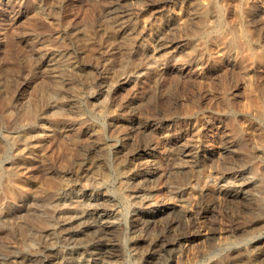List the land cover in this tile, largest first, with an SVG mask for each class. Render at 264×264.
<instances>
[{
	"label": "rangeland",
	"instance_id": "1",
	"mask_svg": "<svg viewBox=\"0 0 264 264\" xmlns=\"http://www.w3.org/2000/svg\"><path fill=\"white\" fill-rule=\"evenodd\" d=\"M138 134L150 148L121 157ZM82 144L104 157L81 163ZM0 147V168L19 152L23 175L66 181L11 196L0 179V264H97L70 251L108 241L85 234L98 216L118 229L110 264H152L141 253L161 244L158 264H264V0H0ZM179 168L192 175L177 186L165 172Z\"/></svg>",
	"mask_w": 264,
	"mask_h": 264
},
{
	"label": "bare ground",
	"instance_id": "2",
	"mask_svg": "<svg viewBox=\"0 0 264 264\" xmlns=\"http://www.w3.org/2000/svg\"><path fill=\"white\" fill-rule=\"evenodd\" d=\"M163 2V1H162ZM114 8V7H112ZM118 8V7H117ZM116 9V8H115ZM119 9V8H118ZM113 12V11H112ZM115 19V18H114ZM41 88V87H40ZM48 93V92H46ZM47 95V94H46ZM219 104V103H218ZM259 113V112H258ZM28 115V114H27ZM131 115V114H130ZM137 115V114H136ZM258 115V114H257ZM34 116V115H33ZM129 118V117H128ZM127 118V119H128ZM31 119V118H30ZM134 122V121H132ZM141 123V122H140ZM146 123V122H144ZM143 125V124H142ZM140 126V125H139ZM153 126V125H152ZM145 127V126H144ZM31 128V127H30ZM152 128V127H151ZM142 132V131H141ZM33 134V133H32ZM31 134V136H32ZM133 135V134H132ZM234 135V134H233ZM232 135V142L234 146H236L235 149V152H237V157H241L242 159H244V162L245 161H248L249 160V155H248V149H247V145L246 144V141L241 137V136H238L236 133L235 135L233 136ZM30 136V137H31ZM125 136L126 133H125ZM138 138L135 140V143H131V144H126L128 146H126L124 149H122L120 152H121V157H122V154H132V153H136L138 154L139 152H146L151 146L149 144V142L145 139V137L143 136V134H138L137 135ZM13 141H15L16 144H18V146H20L19 148V151L20 150H23L24 149V146L25 144L27 143L28 139L30 140L31 138H28V131H26L24 134H19V135H14V136H11ZM130 138V137H129ZM128 139V138H127ZM129 141V140H128ZM127 142V141H126ZM88 143V142H87ZM90 143V142H89ZM92 143V142H91ZM95 143V142H94ZM189 143V142H188ZM80 144V143H79ZM96 144V143H95ZM125 144V143H124ZM100 145V144H99ZM29 146V145H28ZM188 147L189 145L187 144V146L181 148L180 150H177L178 152V155H180V157H188L189 156V152L187 151L188 150ZM1 148V147H0ZM78 148V153H80L81 155V159L78 160L80 161L81 163H84L87 159H88V156H90L91 158H97V159H102V157H104V151L99 148L98 146L96 145H92V144H82V145H79ZM191 148V147H189ZM232 148V147H231ZM234 149L232 151H234ZM190 150V149H189ZM225 150V149H224ZM230 150V149H229ZM221 152V151H220ZM227 152V151H226ZM229 152V151H228ZM117 154V153H115ZM148 155V154H147ZM231 155V154H230ZM21 154H19V152H15V158L14 160H11V161H7L6 162V165L2 166L0 168V179L3 178V180H5V184L9 190V195H13L14 194V189L15 188H22L21 190L23 191H29V190H32L33 192H36V193H43V194H49L51 192L54 191V189L56 190V186L59 184H64L66 183L65 181V178L64 179H60V178H50L46 181H44L42 184L41 183H36V181H34L33 179H30L28 178V176H25L23 175V173H21L20 171V163L22 162L21 161ZM145 156V155H144ZM150 156V155H149ZM29 157V156H28ZM27 157V158H28ZM116 157V155H115ZM126 157V156H125ZM25 158V157H24ZM80 158V157H79ZM119 158V157H118ZM129 158V157H128ZM192 158V157H191ZM186 159V158H185ZM190 159V158H189ZM193 159H194V156H193ZM24 160V159H23ZM89 160V159H88ZM154 160V159H153ZM241 160V159H240ZM91 161V160H90ZM96 163L98 160H95ZM102 160H100L101 162ZM133 161V160H132ZM185 161V160H184ZM193 161V160H192ZM190 161V162H192ZM239 161V160H237ZM124 162V161H123ZM152 162V160L150 161L148 159V161L146 160V162H138L137 163V166H136V169L133 170L134 166L131 167V169L133 170V175L135 174L136 171L140 170L144 167V166H147L148 164ZM243 162V163H244ZM76 163V162H75ZM131 163V162H130ZM136 163V162H135ZM80 164V163H79ZM89 164V163H88ZM88 164L85 166L87 167ZM91 164V163H90ZM100 163L98 162V165ZM132 164V163H131ZM82 165V164H81ZM193 165V164H192ZM195 165V164H194ZM23 166V165H22ZM80 166V165H79ZM78 166V169H80ZM176 166V165H175ZM27 167V166H25ZM75 167V166H74ZM73 167V168H74ZM81 167V166H80ZM95 167H98V166H95ZM130 167V166H129ZM148 167V166H147ZM89 168V167H88ZM93 168V167H92ZM128 168V167H127ZM127 168H124L125 170ZM150 168V167H149ZM25 169V168H24ZM77 169V170H78ZM130 169V168H129ZM65 170V169H64ZM89 170H91L89 168ZM93 170V169H92ZM123 170V169H122ZM145 170V169H144ZM41 171V170H40ZM73 171V170H72ZM79 171V170H78ZM95 171V170H94ZM169 171V170H167ZM165 172V175L166 177L175 185H180V184H183L184 182L186 183L187 180L190 179L191 177V173L188 172L187 170H184L182 168H179V169H174L170 172ZM193 171V170H192ZM26 172V171H24ZM42 172V171H41ZM75 173V172H74ZM85 173V172H84ZM83 173V174H84ZM41 174V173H40ZM82 174V173H81ZM88 174H92L91 172H89ZM131 174V173H129ZM65 175V174H64ZM69 175V174H67ZM73 175V174H71ZM75 175V174H74ZM77 175V174H76ZM79 175V174H78ZM87 175V174H86ZM137 175V174H136ZM30 176V175H29ZM35 176V174H34ZM66 176V175H65ZM70 176V175H69ZM155 176V171L152 170L151 173H149L148 171V174H145V173H141V175H137L136 178L139 179V178H148L150 180V178L154 177ZM71 177V176H70ZM76 177V176H75ZM80 178V176H79ZM132 178V177H131ZM67 179V178H66ZM83 179V178H82ZM78 181V179H76ZM139 182V181H138ZM137 182V183H138ZM235 182V181H234ZM237 182V181H236ZM71 183V182H70ZM80 183V182H79ZM135 183H136V180H135ZM136 183V184H137ZM147 183V182H146ZM73 184V183H72ZM228 184V183H227ZM226 184V185H227ZM65 185V184H64ZM71 185V184H70ZM60 188V187H59ZM58 189V187H57ZM172 190V189H171ZM229 191L231 192H227V194H229L230 196H237L236 193L234 192L233 189H228ZM243 190V189H242ZM82 193V192H81ZM223 193V191L221 192ZM225 193V192H224ZM33 194V193H32ZM130 194H133V193H130ZM242 194V193H241ZM225 196V195H224ZM243 197V196H242ZM247 197V196H246ZM236 198V197H235ZM179 199V198H178ZM228 199V198H227ZM244 199V198H243ZM232 200V199H231ZM247 200V198H246ZM260 200V199H259ZM242 201V200H241ZM244 201V200H243ZM246 202V201H245ZM255 202V200H254ZM258 198L256 199V205L255 207L251 206V207H248V210L254 212V213H257L259 211L260 208V204L258 203ZM38 203V202H37ZM54 203V202H53ZM248 203V202H247ZM200 204V203H199ZM203 204V203H202ZM93 205V204H92ZM199 206V205H198ZM263 206V205H262ZM181 207V206H180ZM201 207V206H199ZM244 207V205H243ZM51 208V207H50ZM179 208V207H178ZM178 208L176 209L175 207H169L168 208V212L167 213H170V214H173L174 215V218L178 215L182 213L181 210H178ZM108 209V208H107ZM263 209V207H262ZM83 210V209H82ZM246 210V209H245ZM81 211V210H79ZM155 210H150L149 212H144L142 215H140L139 217V220L137 222L138 226L136 227H139V229H146L148 226H150L151 223H156L155 222V215L152 214ZM264 214V210H262ZM113 212V211H112ZM251 212V213H252ZM82 214V213H81ZM138 214V213H137ZM253 214V213H252ZM260 214V213H258ZM107 215V214H106ZM261 215V214H260ZM76 215H74L75 217ZM134 216V215H133ZM230 216V215H229ZM235 216V215H234ZM72 217V216H71ZM73 217V218H74ZM91 217V216H90ZM160 217V216H158ZM6 218V216H5ZM69 219V217H67ZM173 218V217H172ZM183 218V217H182ZM185 218V217H184ZM183 218V219H184ZM8 219V218H7ZM81 217H79L77 220H80ZM87 219V218H86ZM160 219V218H159ZM164 219V217H163ZM176 219V218H175ZM181 219V218H180ZM234 219V218H233ZM1 220V219H0ZM84 220V219H83ZM90 221V219H88ZM113 220V219H112ZM226 220V219H225ZM42 221V220H41ZM76 221V220H75ZM82 221V220H81ZM137 221V220H136ZM159 221V220H158ZM170 220L168 219V222ZM2 222V221H1ZM66 222V220H65ZM86 222V221H85ZM135 222V221H134ZM133 222V223H134ZM162 222V221H161ZM181 222H182V219H181ZM228 222V221H227ZM77 223V222H76ZM113 223V222H112ZM163 223V222H162ZM215 223V222H214ZM71 224V223H70ZM69 224V225H70ZM88 224V223H87ZM117 224V223H116ZM136 224V223H135ZM165 224V223H164ZM231 224V223H230ZM234 224V223H233ZM68 225V226H69ZM75 225V224H74ZM83 225V224H82ZM67 226V225H66ZM72 226V225H71ZM168 226V225H167ZM233 226V225H232ZM235 226V225H234ZM238 226V225H237ZM236 226V227H237ZM164 227V226H163ZM228 227V226H227ZM230 227V225H229ZM152 228V226H151ZM166 228V227H165ZM234 228V227H233ZM78 229V228H77ZM160 229V228H158ZM157 229V230H158ZM169 229V228H168ZM215 229V228H214ZM228 229V228H227ZM62 230V229H60ZM80 230V229H79ZM165 230V229H164ZM226 230V229H224ZM117 231L118 229L116 228V226L112 225V224H109V221H101L99 216L97 218H95V220L92 222V223H89V225L87 226V229L85 231V234H87L88 238H92V237H95V236H105L106 238H108V241H105L101 246H98V247H91V246H88L84 249L80 248L79 246H76V248L73 249V251H70V252H74V253H88L91 257L93 256V258H95L96 260H99L97 264H110V259H112L113 256H115V252H116V247H115V243L113 242L112 238L115 237V235H117ZM136 231V230H135ZM134 231V232H135ZM153 231V230H151ZM230 231V230H229ZM75 232V231H74ZM82 232V230H81ZM141 232V231H140ZM156 232V231H155ZM165 232V231H164ZM207 232V231H206ZM215 232V231H214ZM178 233V232H177ZM213 233V232H212ZM228 233V232H227ZM71 234V233H70ZM74 234V233H73ZM72 234V235H73ZM81 234V233H80ZM152 234V233H151ZM157 234V233H156ZM176 234V233H175ZM182 234V233H181ZM18 235V234H17ZM38 235V234H37ZM10 236V235H9ZM26 236V235H25ZM39 236V235H38ZM66 236V234H65ZM69 236V235H68ZM80 236V235H79ZM152 236V235H151ZM178 236V234H177ZM210 236V234H209ZM214 236V234H213ZM74 237V236H73ZM140 237V236H139ZM150 237V236H149ZM153 237V236H152ZM38 238V237H37ZM66 238V237H65ZM79 238V237H78ZM134 238V237H133ZM141 238V237H140ZM154 238V237H153ZM174 238V237H173ZM179 238V237H178ZM214 238V237H213ZM257 238V237H256ZM29 239V238H28ZM64 239V237H63ZM94 239H97L94 238ZM66 240V239H65ZM71 240V239H70ZM136 240V239H135ZM152 240V238H151ZM150 240V242H151ZM166 240V239H164ZM163 240V241H164ZM179 240V239H178ZM28 241V240H27ZM62 241V239L60 240ZM82 241V240H81ZM148 241V240H147ZM162 241V240H160ZM162 241V242H163ZM85 242V241H84ZM134 242H137L139 245L141 244V240L140 239H137V241H134ZM133 242V243H134ZM158 242V241H157ZM165 242V241H164ZM169 242V241H167ZM166 242V243H167ZM173 242V241H172ZM176 242V241H175ZM66 243V242H65ZM72 243V242H70ZM145 243V241H144ZM78 244V243H77ZM76 244V245H77ZM159 244V243H157ZM176 244V243H175ZM69 245V244H68ZM94 245V244H93ZM117 245V244H116ZM147 245V244H146ZM263 245V244H262ZM69 246H73L72 244L69 245ZM97 246V245H96ZM135 246V245H134ZM138 246V245H137ZM158 246V245H157ZM161 247L159 249H156L155 252L154 250L152 252H144V253H141V255L143 256V258H146L148 261H151L152 264H158V259L160 258V256L162 255V251L165 250L164 248L167 246V244H164V245H160ZM176 246V245H173V247ZM182 246V245H181ZM229 246V245H228ZM235 246V245H234ZM169 247V245H168ZM177 247V246H176ZM236 247V246H235ZM255 247V246H254ZM253 247V248H254ZM167 248V247H166ZM257 248V247H256ZM264 248L261 247V249ZM144 249V248H143ZM173 248H170L169 250H171ZM175 249V248H174ZM255 249V248H254ZM118 250V249H117ZM150 250V249H149ZM167 250V249H166ZM259 250V248H258ZM61 251V250H60ZM148 251V250H147ZM68 252V251H67ZM118 252V251H117ZM261 252V250H260ZM264 252V251H263ZM47 253V252H46ZM50 254V253H49ZM64 254V253H63ZM47 255V254H46ZM118 255V254H117ZM116 255V256H117ZM139 255V253H138ZM264 255V254H263ZM262 255V256H263ZM34 256V255H33ZM50 256V255H49ZM261 256V255H260ZM81 257V256H80ZM41 258V257H40ZM82 258V257H81ZM114 258V257H113ZM118 258V256H117ZM13 259V258H12ZM21 259V258H20ZM37 259V258H36ZM71 259V258H70ZM239 255L236 254L235 251H231L230 253L226 254V255H222L220 257H217L216 259H214V261L211 263V264H244L245 261L243 260L242 262H239ZM15 261V259H13ZM18 260V259H17ZM79 260V259H78ZM90 260V259H88ZM87 260V261H88ZM145 260V259H144ZM162 260V259H161ZM258 260V259H257ZM13 261V262H14ZM20 261V260H19ZM43 262H46V259L45 258H42ZM118 261V259H117ZM22 262V261H21ZM20 262V264H21ZM260 262V261H259ZM258 262V263H259ZM15 263V262H14ZM24 263V262H23ZM148 263V262H147ZM255 263V262H254ZM256 263V264H258ZM3 264V263H2ZM24 264H27L26 262ZM31 264V262H30ZM47 264V263H46ZM88 264V263H87ZM95 264V263H94ZM114 264V262L112 263Z\"/></svg>",
	"mask_w": 264,
	"mask_h": 264
}]
</instances>
